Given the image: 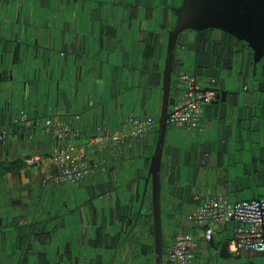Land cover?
Listing matches in <instances>:
<instances>
[{"label": "water", "instance_id": "95a60500", "mask_svg": "<svg viewBox=\"0 0 264 264\" xmlns=\"http://www.w3.org/2000/svg\"><path fill=\"white\" fill-rule=\"evenodd\" d=\"M80 2L79 6L73 3L67 7L63 5L62 0L57 2L56 0H0V100L6 94H33L41 88L45 89L49 97L51 86L54 84L55 102L61 101L63 106L71 111L79 103L83 101L85 103L88 88L92 85L90 79L92 73L97 71L102 80L103 65L115 70V63L119 59L116 55L121 56L122 51L118 48L106 51L107 55L102 60L99 34L108 28L110 23L114 26L118 24V28L121 29L130 7L123 0L121 3H117L116 0H80ZM52 13L56 15L55 19H59V26L55 29L49 31L34 23L35 18L37 17L38 20L41 14L45 17L42 21H45ZM19 14H24L29 21L22 33L16 30L13 22H9L6 28V20L12 15ZM165 19H167V28H163L166 36L163 37L165 53L162 70V106L156 124V140L149 149L148 155L138 154V157L128 160L131 166L122 170L123 176L135 174L139 164L144 159L149 160L146 183L150 181L151 186V237L154 264H167L164 261L161 212L163 172L166 176L168 197H172L176 188L189 191L188 186L184 185L188 174L183 170L180 162L184 163L185 158L191 155L196 159L198 170V176L194 180H203L205 184L212 183L208 177L215 176L210 172L214 167L213 153L215 154L219 136L227 132L238 141L248 144L253 151L264 153V101H257L254 98L241 100L235 92L226 96L227 93L225 94L219 86L224 87L237 82L238 75L234 74L236 77L223 75V70L217 68L211 58H201L195 41L190 38L181 40L184 33L199 34L208 30H218L239 42L248 52L254 66H264V0H182L178 7L169 10ZM141 23L136 29L141 27ZM132 31V27L124 31L127 39ZM156 45L157 37L152 35L149 48L153 49ZM57 46L65 47L68 51L63 60L59 58ZM177 50L181 56L176 54ZM124 51L127 56L125 69L132 74L116 75V78L111 74L107 80H102L97 88L101 96L110 91L113 83H118V86L121 83L128 85L135 79L134 69L131 68L134 63L130 61L132 52L127 51L126 48ZM151 59L152 61L156 59L155 54H151ZM185 63L200 84L201 89L198 93H214L213 102L205 105L208 107L205 118L210 124L209 130L214 140L184 142L182 138L174 137L167 140L169 109L174 103L171 96L172 77L175 75L176 67ZM147 71L148 73L151 71L150 75L153 73L152 68ZM213 79L216 80L217 85L211 83ZM60 83L63 85L61 89ZM72 85L76 88L75 92L70 93ZM119 97L130 101L131 93L124 89L123 92L118 91ZM109 99L111 100V96ZM118 108L121 109L122 105ZM113 110L114 107L109 102L102 103L101 116L109 119ZM221 118H223L222 123H220ZM91 119L95 123L98 122L97 110H91ZM214 120L218 123L213 124ZM204 160H207L206 164ZM51 179L53 180L54 177ZM182 180L185 182L181 186ZM116 188L112 189L107 197L118 200L121 193L120 188ZM126 209L127 215L122 220L127 225L119 231L114 224L109 226L108 233L99 236L97 230L90 231L87 228L84 232L72 225L65 229L68 238L61 236L59 243H56V227H50L44 220H39L37 210L22 214L18 217L19 220L24 221L27 218L35 220L34 223L32 221L34 226L23 224L13 230L12 237L3 238L2 247L9 250V256L3 254L0 257V264H41V255L45 256V262H48L52 260L56 248L63 242H68L70 247L73 246L76 254L86 249L77 260L81 256L86 258L89 254L94 257L88 259L90 262L101 260L97 252L98 248L95 246L99 240H102L103 248L107 247L108 242L113 244L120 242L115 255L121 250L128 255L134 247V240L142 232L143 222L139 216L140 209L134 212L131 204H127ZM96 214L97 211L94 209L95 219ZM94 227L93 223L91 228ZM232 240L228 235H224L219 243L212 239L207 244V250L212 258L238 261L244 256L242 253L233 254L228 251ZM73 250L71 254H75Z\"/></svg>", "mask_w": 264, "mask_h": 264}, {"label": "crops", "instance_id": "0c3cea01", "mask_svg": "<svg viewBox=\"0 0 264 264\" xmlns=\"http://www.w3.org/2000/svg\"><path fill=\"white\" fill-rule=\"evenodd\" d=\"M181 1L123 0L130 7L124 18L123 27L120 29L118 24L114 26L113 23H110L108 28L100 32L102 60L107 55L106 51L115 50L116 48L122 51L121 56L116 55L119 59L115 63L114 71L112 67L103 65L102 80H107L111 74L115 75V78L116 75L132 74L131 71L125 69L127 56L124 48H126L127 51L131 50L132 52L130 61L134 63L131 68L134 69L135 77L128 85L121 83L118 86V83H113L110 91L105 92L101 96L97 92V88L101 85L102 80L96 71L90 77L92 85L88 88L85 103L84 101L79 103L71 111L68 110V107H64L61 101L55 102L54 84L51 86L49 97H47L45 89L41 88L37 93L33 94H6L0 100L1 127L9 128L21 111H24L28 117L27 125L13 128L11 133L0 141V165L15 161H24L25 163L28 158L34 156L48 157L54 149H64L68 144H73L82 156L81 158H76V163L94 172L83 184L64 188L66 195H69L64 211L67 213L64 217H66L68 225L72 226L77 223L79 229L97 230L99 236H102L109 232L108 228L110 225L114 226L115 224L117 231L122 227L124 228L125 222L122 218L127 215V204L133 206L134 212L140 209L139 216L143 222L142 232L134 240V247L128 255L121 250L123 254L121 256V264L127 263L132 251L136 252L135 256H141V258L146 259L147 264H150L151 259H154L153 240L151 237V186L150 181L146 183L149 160L144 159L139 164L138 171L135 174L123 176L122 170L126 167L125 163L133 157H138V154L148 155L149 149L156 140V122L159 117H156V113L160 114L162 106V70L165 53V39L163 37L166 36L163 28H167V19L164 20V18L167 17L169 10L178 7ZM116 2L121 3V0H116ZM62 3L70 7L73 3L79 6L81 2L80 0H62ZM55 16L52 13L48 15L47 20L42 21L45 17L41 14L38 16V20L36 19L37 17L35 18L34 23L50 31L52 28L55 29L56 26H59V19H55ZM9 22H13L16 30L22 33L24 26L29 21L24 14H19L12 15L6 20V28H8ZM140 22H142L141 27L136 29ZM128 27H132L133 31L127 39L124 31ZM158 28L160 29L155 33ZM152 35L157 37V45L154 47L155 49L153 48V54H155L156 58L154 61L149 55L151 50L149 48V40ZM20 41H22V38ZM57 48L59 58L63 60L68 51L65 47L57 46ZM61 54H64V56H61ZM122 58L125 60H122ZM149 68H152L153 71L151 75V71L149 73L147 71ZM183 72L185 71L183 70ZM59 87L60 89L63 87L62 83H60ZM75 88L72 85L70 93L75 92ZM106 88L108 89V86ZM124 89L130 91V101L118 98V91L123 92ZM110 96L111 100L109 99ZM172 98H175V94ZM106 102H109L114 107V110L110 112L109 119L103 115L101 116L100 112L102 103L105 104ZM121 105L122 108L119 109L118 106ZM91 110H97L99 115L97 123L91 119ZM206 111H208V107L203 106L199 108L197 113L200 119V128L209 131L210 124L205 118ZM128 116L136 119H152L154 121L152 131L141 138L125 142L119 146L111 143H100L97 140L103 128L116 132L121 128L124 119ZM47 118H58L62 123H66L72 129L78 130L80 133L79 138L63 137L59 139L55 137L50 130L43 127ZM216 122L214 120L213 124ZM170 128L176 130V135L177 133L180 134V138L184 142L193 140L191 139L193 136L191 134V137L188 138V130L178 127ZM175 133L171 135V139ZM203 139L214 140L213 136L212 138L205 136ZM221 140L223 142L226 140L225 148L221 155L220 164L217 166L214 164V172L213 170L210 171L215 174V176L208 177L212 183L205 184L203 180H194L198 176V170L196 159L193 155L186 157L184 163L180 162L183 170L188 174L186 183L182 180L181 186L184 183V185L188 186L189 191L176 188L172 197L166 195L165 215L167 217V226L175 229V232L170 244L167 248L164 247L165 258L167 250L173 245L174 237L179 233H189L197 244V249L193 253V264H200L201 252L206 251V249L203 250L202 248V235L186 218L197 210L199 200L206 195L222 193L226 195L230 202L252 201L264 196V153L253 151L248 144H246L248 145L247 148L245 146H235L228 137ZM236 140L238 141V139ZM213 157L215 158L214 153ZM213 157L211 158L213 159ZM101 170H105V172L102 173ZM57 174L58 168L51 163L32 167L27 166L25 163L23 170L11 172L0 178V257L3 254L4 256H9V250H6L4 246L2 247L4 237H12L13 230L23 226V224L34 226L32 221L34 223L35 220L28 218L24 221L19 220L18 217L22 214L31 213L38 209L39 220H44L50 227H56V218L61 216V214L56 211V188L50 186L48 182ZM113 185L120 188L119 192L122 195L120 194L118 200L113 199L114 197H107L111 189L114 188ZM73 199L77 201L76 204L73 203ZM94 209L97 211L96 219L94 217ZM115 209H120L119 215L114 212ZM80 211L84 214H79ZM82 216L84 217L83 219ZM93 223L95 227L91 228ZM236 227L235 223L228 224L215 234V237H218L216 241L219 243L224 235L234 239ZM107 244L118 247L120 242L115 244L108 242ZM142 247L145 248L144 253H140ZM242 255L249 261L251 260V262L248 261L246 264L264 263L263 255L255 253H242ZM87 258L94 259L91 254ZM45 259V256L41 255V264H56V254L48 262H45ZM98 262L92 261V264H98Z\"/></svg>", "mask_w": 264, "mask_h": 264}, {"label": "built area", "instance_id": "2783aa9c", "mask_svg": "<svg viewBox=\"0 0 264 264\" xmlns=\"http://www.w3.org/2000/svg\"><path fill=\"white\" fill-rule=\"evenodd\" d=\"M174 81L175 98L169 109L167 124L169 127L184 128L188 131H200L198 110L210 103L213 92L199 94L200 84L191 74L183 72L181 66L176 67ZM213 83V81H211ZM28 124V117L21 111L9 128L0 126V141L11 133L13 128ZM45 129L50 130L55 137L61 139L70 137L78 139L80 133L58 118H47ZM154 121L150 118L136 119L128 116L116 132L103 128L97 140L100 143H111L119 146L125 142L141 138L152 131ZM81 158L77 147L68 144L64 149H54L48 157L34 156L28 158L27 166H40L51 163L58 168V174L53 180L62 185H75L82 182L94 172L76 163ZM187 221L201 233L206 245L215 238V234L228 224L235 223L234 239L228 246L233 254L255 253L264 256V196L252 201L230 202L222 193H212L199 200L195 212L187 216ZM197 244L189 233H179L174 237L171 248L167 250V264H193L194 251Z\"/></svg>", "mask_w": 264, "mask_h": 264}, {"label": "flooded vegetation", "instance_id": "af4514ba", "mask_svg": "<svg viewBox=\"0 0 264 264\" xmlns=\"http://www.w3.org/2000/svg\"><path fill=\"white\" fill-rule=\"evenodd\" d=\"M187 38H190L197 43L198 54L201 56V58H211L214 65L217 68H221L223 70V75L231 77L235 76L234 74L238 75L237 82H233L232 84L224 87L219 86L225 94L227 93L226 96H229V94L235 92L241 100L254 98L257 101H264V66H254L251 63V57L249 56L248 52L239 42L218 30H208L199 34L184 33L181 36L182 41L186 40ZM153 52V49H151L149 51V55H151ZM242 59H244L243 62ZM212 81L214 85H217L215 79H213ZM211 102H213V99L210 101V103ZM222 122L223 118H221L220 120V123ZM217 123L218 122H216L215 124ZM227 137L231 139V142L235 146H245L246 148L248 147V145L237 141L234 136L230 134V132L220 135L218 138V145L216 146L215 150L214 164L216 166L220 164L221 155L223 149L225 148L224 146L226 140L225 142H223V140L221 139ZM189 141L191 142V140ZM204 162L206 164L207 160H204ZM101 172L104 173L105 170H101ZM87 179L88 177H86L82 182L75 185H81ZM48 183L53 188H56V211L61 214V216L56 218V243H59V238L61 236L67 235L65 229L70 226L68 225V223H66V217H64L67 214L66 212H64L66 209L65 205L67 203V199H69V195H66V193L64 192V188L73 185H62L55 181H49ZM112 189L114 190L117 188L115 187ZM115 201L116 203H118L117 200ZM73 203L76 204L77 201L73 199ZM114 212L119 215L120 209H115ZM81 213L82 215L84 214L82 211H80L79 214ZM83 218L84 217L82 216V219ZM75 227L77 230H84V232H86L87 230L79 229L77 227V223ZM66 238H68V236H66ZM95 246H97V252L101 256V260H98V264H121V256L123 254L122 251H118L117 255H115L117 247H113V245L111 246L107 244V247L103 248L102 240H99L97 243H95ZM71 247L68 242H63V244L59 245L56 248V264H92V261L90 262L87 257L83 258V256H81L79 260H77L80 254L84 253L86 249L81 248L82 251H78V254H76V250H73V246ZM72 250L73 252H75V254L70 253ZM144 250L145 248L142 247L140 253H144ZM135 255L136 252L132 251V253L130 254V258L134 257Z\"/></svg>", "mask_w": 264, "mask_h": 264}, {"label": "rangeland", "instance_id": "374dc122", "mask_svg": "<svg viewBox=\"0 0 264 264\" xmlns=\"http://www.w3.org/2000/svg\"><path fill=\"white\" fill-rule=\"evenodd\" d=\"M176 54H178L179 56H181V53L177 50ZM182 68L185 72L187 73H192L191 69L186 65V63L184 65H182ZM191 75V74H190ZM173 82L176 80L175 75L172 77ZM176 94L175 90H174V86L172 85V96ZM159 116V113H156V117ZM157 124V122H156ZM42 126V125H41ZM44 127V126H43ZM176 130H174L173 128H168L167 131V140L171 139V135L175 133ZM193 140H202L203 138H205V136H208L209 138H212V132L206 129H201L200 131H188V138L191 137V135ZM174 138H180V134L175 133ZM128 159V157H126ZM126 169H128L131 166V162L127 161L126 163ZM167 184H166V176H165V172H163L162 174V194H161V212H162V233H163V242H164V247L167 248V246L170 244L172 238H173V234L175 232V229L167 226V217L165 215V211H166V198H167ZM218 237H215V240H217ZM202 248L203 250L206 249V251H202V258L200 259V264H246L249 260L245 257H242L240 260L238 261H223L217 257L212 258V256L209 254L208 250H207V245L206 243H202ZM165 263H167L166 258H164ZM255 260V259H254ZM253 261V260H252ZM251 262V260L249 261ZM126 264H147L146 263V259L141 258V256H135L130 258H128V261ZM150 264H154V259H151ZM258 264H264L263 262H259Z\"/></svg>", "mask_w": 264, "mask_h": 264}, {"label": "trees", "instance_id": "16d2710c", "mask_svg": "<svg viewBox=\"0 0 264 264\" xmlns=\"http://www.w3.org/2000/svg\"><path fill=\"white\" fill-rule=\"evenodd\" d=\"M25 168L24 161H15L11 163H4L0 165V178L6 174L15 171H21Z\"/></svg>", "mask_w": 264, "mask_h": 264}]
</instances>
